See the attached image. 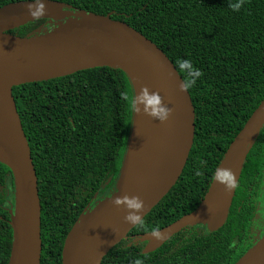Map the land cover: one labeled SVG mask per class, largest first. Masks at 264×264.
<instances>
[{
  "label": "trees",
  "instance_id": "1",
  "mask_svg": "<svg viewBox=\"0 0 264 264\" xmlns=\"http://www.w3.org/2000/svg\"><path fill=\"white\" fill-rule=\"evenodd\" d=\"M12 1L0 0V6ZM57 1L109 13L155 43L175 68L178 59H188L201 71L187 90L194 132L178 179L100 264H233L264 233L252 228L264 213V122L245 152L217 229L184 226L146 253V241L134 239L196 207L228 143L264 96V0H244L239 11L229 7L234 0ZM51 26L41 18L7 32L37 35ZM11 92L37 178L39 264H61L63 239L78 215L97 194L116 189L133 112L125 96L133 90L123 71L99 66L15 85ZM12 190L10 170L0 161V264H6L11 243L6 206Z\"/></svg>",
  "mask_w": 264,
  "mask_h": 264
},
{
  "label": "water",
  "instance_id": "2",
  "mask_svg": "<svg viewBox=\"0 0 264 264\" xmlns=\"http://www.w3.org/2000/svg\"><path fill=\"white\" fill-rule=\"evenodd\" d=\"M41 18L61 22L37 35L7 32ZM99 66L120 69L129 79L133 95L146 88L149 94L159 95L160 103L171 111L164 121L150 116L152 129L143 144V157L138 165L134 162L138 168L125 169L126 181L118 185L130 153L129 138L136 115L132 112L116 189L78 215L63 239L61 264H100L105 253L136 224L126 222L124 216L130 210L113 201L123 196L140 198L144 202L140 220L182 171L193 140V105L188 91L178 88L180 74L155 43L125 22L111 18L109 13L69 9L57 0H16L3 4L0 6V161L9 168L13 187L8 220L12 234L6 264H39L41 250L37 178L11 88ZM263 122L264 96L228 143L213 173L217 168H228L237 180L245 152ZM233 190H225L223 184L211 177L193 210L157 229L161 233L159 239L150 232L139 235L140 240L146 241L141 252L155 249L187 225H204L208 231L217 229L226 217ZM233 264H264V233Z\"/></svg>",
  "mask_w": 264,
  "mask_h": 264
},
{
  "label": "clouds",
  "instance_id": "3",
  "mask_svg": "<svg viewBox=\"0 0 264 264\" xmlns=\"http://www.w3.org/2000/svg\"><path fill=\"white\" fill-rule=\"evenodd\" d=\"M244 0H234V2L229 3V7L233 11H239ZM38 11H42L39 9ZM30 14H33V10L30 8ZM176 69L182 73H184L185 78L181 80V83L178 85V88L181 91H187L191 89L195 84L197 79L201 76V71L198 68H194L192 62L188 59H178L176 62ZM125 99L130 103L133 112L139 111L137 109L136 104L138 101H142L144 105V112L153 118H156L160 121H164L170 109L166 108L160 103V97L155 92L149 94L146 88H142L139 95H133L131 98L125 96ZM196 175H199V171L196 172ZM212 179L217 183L223 184L225 190L231 189L235 187L236 181L234 179V175L231 169L228 168H217L213 173ZM113 203L115 205H123L127 211L124 220L130 224L137 223L140 218V212L144 207V202L136 197H118ZM252 228H264V213H261V217L259 220H253ZM150 235L153 238L159 239L161 237V233L153 228L150 232ZM139 239V237H138ZM133 264H142L140 259L134 260Z\"/></svg>",
  "mask_w": 264,
  "mask_h": 264
},
{
  "label": "bare ground",
  "instance_id": "4",
  "mask_svg": "<svg viewBox=\"0 0 264 264\" xmlns=\"http://www.w3.org/2000/svg\"><path fill=\"white\" fill-rule=\"evenodd\" d=\"M136 107L137 109H139V113L138 111L136 112L133 121L132 132L129 138L128 147L130 153L125 160L122 175L118 180V185H122L126 181V176L123 175L125 169L132 171L138 168V166L136 165L139 164L144 154L143 144L145 143L147 137L150 135L152 129L151 118L144 112L143 102L138 101ZM140 113L142 117L140 116ZM134 162L136 165L134 164Z\"/></svg>",
  "mask_w": 264,
  "mask_h": 264
},
{
  "label": "rangeland",
  "instance_id": "5",
  "mask_svg": "<svg viewBox=\"0 0 264 264\" xmlns=\"http://www.w3.org/2000/svg\"><path fill=\"white\" fill-rule=\"evenodd\" d=\"M58 22H61V21H51L52 27H53V26H56ZM115 185H116V184H115ZM263 187H264V186H263ZM259 191H260L261 194L264 195V191H263L262 188H260ZM101 196H102V194H97V195H96L95 200H94V204H95L96 201H98L99 199H101V198L104 197V196H102V197H101ZM261 198H262L261 201L264 202V196H262ZM7 199H8V201H7V206H6V205H5V206L9 209V208L11 207V205H10V202H9V198H7ZM262 202L259 203V206L262 205L263 208H264V203H262ZM198 225H200V224H198Z\"/></svg>",
  "mask_w": 264,
  "mask_h": 264
},
{
  "label": "flooded vegetation",
  "instance_id": "6",
  "mask_svg": "<svg viewBox=\"0 0 264 264\" xmlns=\"http://www.w3.org/2000/svg\"><path fill=\"white\" fill-rule=\"evenodd\" d=\"M263 191H264V189H263ZM138 237H139V236H137L134 240H135V241H140V239H138Z\"/></svg>",
  "mask_w": 264,
  "mask_h": 264
}]
</instances>
